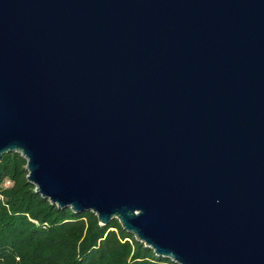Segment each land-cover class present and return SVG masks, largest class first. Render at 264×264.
<instances>
[{"label":"water","instance_id":"water-1","mask_svg":"<svg viewBox=\"0 0 264 264\" xmlns=\"http://www.w3.org/2000/svg\"><path fill=\"white\" fill-rule=\"evenodd\" d=\"M175 264H264V0H0V160Z\"/></svg>","mask_w":264,"mask_h":264},{"label":"trees","instance_id":"trees-1","mask_svg":"<svg viewBox=\"0 0 264 264\" xmlns=\"http://www.w3.org/2000/svg\"><path fill=\"white\" fill-rule=\"evenodd\" d=\"M26 160H0V264H175L124 231L116 219L100 225L92 212L74 213L37 194Z\"/></svg>","mask_w":264,"mask_h":264}]
</instances>
